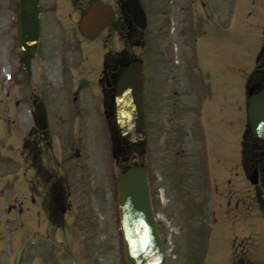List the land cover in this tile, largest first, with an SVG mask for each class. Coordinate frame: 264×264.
I'll list each match as a JSON object with an SVG mask.
<instances>
[{
  "label": "rangeland",
  "instance_id": "1",
  "mask_svg": "<svg viewBox=\"0 0 264 264\" xmlns=\"http://www.w3.org/2000/svg\"><path fill=\"white\" fill-rule=\"evenodd\" d=\"M84 1L40 0V43L31 73L26 75L16 38V0H0V264H73L70 250L78 264H124L112 176L118 174V167L112 164L107 128L87 121L83 111L75 109L91 96L81 78L100 72L102 55L120 50L123 43L110 30L90 42L80 38L75 4ZM180 1L140 0L147 25L141 31L140 46H133L132 52L146 71L152 49L159 68L168 61L175 64L172 68L180 64ZM213 2L226 8V0ZM187 4V12L194 17L203 10L197 0ZM228 21V26L223 18L212 21L192 44L195 69L209 73L219 94L225 92L226 81L230 89V107L227 110L224 103L219 112L222 122L216 120L218 132L215 98L210 103L214 122L209 159L205 158L210 168L203 164L197 168L193 153L183 165L176 153L178 143L168 147V153L164 139L157 135L151 144L152 161L132 155L122 164L141 162L147 167L164 241L163 264H241L231 248L242 245L247 248L248 264H264V187L248 182L240 159V142L247 128L245 89L264 43V0H232ZM39 99L49 111L46 132L54 134L53 159H62L59 171L65 170L69 178V206L58 219L62 221L58 229L43 219L40 203L29 189L34 188L29 181L33 176L30 168L27 172L24 145L27 151L33 146L49 153L33 127ZM226 116L231 122L228 129ZM222 137H227V144ZM212 149L220 154L217 158L211 155ZM227 199L232 200L229 205ZM235 200L238 206L233 208Z\"/></svg>",
  "mask_w": 264,
  "mask_h": 264
},
{
  "label": "flooded vegetation",
  "instance_id": "2",
  "mask_svg": "<svg viewBox=\"0 0 264 264\" xmlns=\"http://www.w3.org/2000/svg\"><path fill=\"white\" fill-rule=\"evenodd\" d=\"M198 2L202 5L203 10L197 17H194L191 12H187V10L190 11L187 0L178 2L179 5L177 8L180 12L178 36L181 46L179 53L180 64L178 68H172L175 64L168 61L161 67L164 69L159 70L161 68L156 64L157 61L154 59V50L152 49L144 92L146 131L149 143V150L146 151V155L151 161L153 159L151 144L153 143L154 135L161 136L164 139L165 144H167L166 151L168 153L171 151L168 147H172L178 141L177 153L183 165L186 164L187 158L192 156V153L194 154V165L197 163L198 157L195 152L197 144L201 138L211 136V124L214 121L209 118L203 120V100H210L206 105L207 112L210 111L212 95H215L216 104L218 103L217 86L215 83L214 85L212 84L208 72L202 71L199 68L197 70L195 69L197 66L196 61L190 53L187 41L190 37L197 38L198 33L204 35L207 30L206 27L212 24V21L219 22L223 18L226 20V25L228 26V20L231 19L232 0H226L225 9L217 2H213V0H199ZM111 3L113 4L115 12L126 15L125 18L130 16L128 0H112ZM188 3L190 5L191 1H188ZM215 4H218L219 7L214 6ZM84 6L85 4L80 8V11ZM122 24H125L124 27L129 29L128 36L132 37L136 27L132 22L131 16L127 20V23H121V26H123ZM101 65L102 71L100 77L92 76L84 77L83 79V82L89 85V89H93L92 86L95 87L96 85L94 84H98L97 89L100 96V106L92 107L88 106L87 102H82V106L76 108V110H82L83 115L87 116L85 117L87 121L92 123H105L111 127L112 131L114 130L113 89L116 84L119 69L123 65L120 55L116 53L103 56ZM260 82L261 79L253 78L250 88L254 90ZM219 98L220 103L224 101L226 106H229L230 89L228 87V81H226L225 94H221ZM61 121H63L62 118ZM229 125L230 118L227 116V129ZM215 127L218 132L216 121ZM45 132L46 130L39 131V137H43L46 141L51 136L54 137L53 133L44 134ZM221 140L225 144L228 142L227 137H222ZM255 146L260 149V153L255 155L256 152L251 153L249 151L247 160L250 167L244 165V168H252L251 170L257 168L258 179L260 182H264V176L261 175V170L264 169V140L258 142L253 141V147L255 148ZM126 148L130 155L135 153L133 144L127 142ZM25 151L27 152V163L30 164V167L27 168L31 169L30 173L33 176V178L29 179L34 186L31 189H33V193L40 203L42 217L51 227L57 228V220L62 218L63 212L69 206L68 174L65 170L59 171L61 170L59 164H63V161L62 159L61 162L56 161L47 153L43 154L36 147ZM225 153H228V148H225ZM86 217L90 219V215ZM53 233L54 230L50 231L49 235ZM237 248L238 246H232L231 248L236 255V261L241 264H248L247 248L243 245L239 246L238 251Z\"/></svg>",
  "mask_w": 264,
  "mask_h": 264
},
{
  "label": "water",
  "instance_id": "3",
  "mask_svg": "<svg viewBox=\"0 0 264 264\" xmlns=\"http://www.w3.org/2000/svg\"><path fill=\"white\" fill-rule=\"evenodd\" d=\"M131 7L136 23L143 28V10L137 1H133ZM16 16L21 62L25 71L29 72L41 33L39 0H17ZM112 16L109 5L93 0L81 14L78 24L80 34L93 39L110 23ZM247 115L252 134L263 138L264 83L259 92L249 96ZM115 119L121 136L133 143L143 141V69L139 62H132L121 69L115 92ZM37 126H45L41 104L37 108ZM116 187L125 264H161L162 240L152 209L145 168L129 167L119 175Z\"/></svg>",
  "mask_w": 264,
  "mask_h": 264
}]
</instances>
